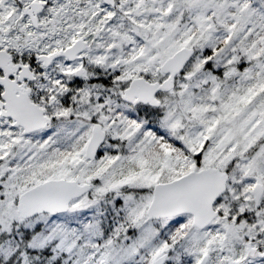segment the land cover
<instances>
[{
  "label": "snow or ice",
  "instance_id": "obj_1",
  "mask_svg": "<svg viewBox=\"0 0 264 264\" xmlns=\"http://www.w3.org/2000/svg\"><path fill=\"white\" fill-rule=\"evenodd\" d=\"M0 264H264V0H0Z\"/></svg>",
  "mask_w": 264,
  "mask_h": 264
}]
</instances>
